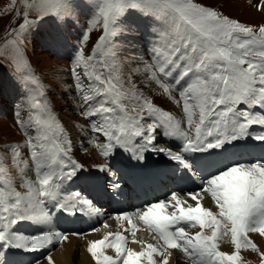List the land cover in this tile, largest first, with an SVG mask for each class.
<instances>
[{
    "label": "snow or ice",
    "instance_id": "obj_1",
    "mask_svg": "<svg viewBox=\"0 0 264 264\" xmlns=\"http://www.w3.org/2000/svg\"><path fill=\"white\" fill-rule=\"evenodd\" d=\"M20 2L22 8L14 11L17 0L6 6L16 26L0 39V67L9 68L21 89L12 115L23 137L0 145V264H14L8 257L16 254L30 256L29 264H55L56 246L98 231L53 227V211L101 213L81 191L64 192L86 169L71 155V134L26 53L34 27L54 24L46 42L55 44L61 26L87 13L66 89L85 122L75 127L104 158L123 150L142 161L152 151L175 162L181 175L173 179L193 184L192 175L198 179L194 191H170L133 212L115 213L120 231L86 239L93 264H170L176 251L186 264H246L242 250L264 264V248L254 239H264V154L236 158L241 147L264 149V23L241 22L200 0ZM247 2L264 15V0ZM94 31L99 35L86 54ZM138 77L182 114L155 104ZM158 135L178 142L179 151L157 147ZM98 170L112 174L107 163ZM108 187L118 191L120 184L113 179ZM206 198L214 207L203 205ZM23 223L37 230L26 234L19 228ZM141 223L156 243L135 239ZM225 237L234 246L231 253L219 250ZM130 243L140 244V250Z\"/></svg>",
    "mask_w": 264,
    "mask_h": 264
},
{
    "label": "rangeland",
    "instance_id": "obj_2",
    "mask_svg": "<svg viewBox=\"0 0 264 264\" xmlns=\"http://www.w3.org/2000/svg\"><path fill=\"white\" fill-rule=\"evenodd\" d=\"M200 2L211 5L215 8H219L225 14L230 15L233 18H237L241 22L248 24H259L264 23V15L257 12L254 8L248 6L247 0H200ZM235 4V5H234ZM11 5V0H0V39L3 38L5 31L9 27H15L16 25L11 24V21L15 19L14 15L6 11V6ZM16 8H22L20 0H17V4L13 6V11ZM86 11V10H85ZM90 13L81 14L78 16V21H71L61 26V39L59 42L53 44L46 42V38L50 33L55 30V25L51 22L42 23L38 27H34L32 35L26 43V53L29 61L31 62L32 68L35 70L36 74L44 82L47 91L48 98L50 102L54 105V111L56 112L58 119L63 123V125L69 129L74 127L73 123H85L83 118L80 117L76 112V103L73 100V94L70 91H66L70 82L71 76L69 75V70L71 68V59L74 55L75 46L77 45L78 38L87 25ZM146 32L147 29H142ZM99 33L93 32L91 34V39L85 46L86 54L91 47V44L95 41ZM60 50L68 52V56H63ZM142 50V49H141ZM6 63V62H5ZM142 79V78H141ZM139 86L143 89L140 84ZM147 95L152 93L150 90L145 92ZM150 96V95H149ZM164 101L153 98V102L160 106L162 109L169 111L170 113L180 116L181 110L176 107L171 101H169L165 96L159 95ZM21 97V89L12 78L8 67H0V145L6 144L9 141H22L23 137L19 130L14 126L12 109L13 105L19 101ZM152 97V96H151ZM69 123V124H66ZM160 140L158 141V146H167L169 141L162 136H157ZM78 145L75 144V149L71 155L81 164L85 166V169L91 173H104L98 170L99 166L107 163L111 157L104 158L99 154V150L94 144H89L84 137H79ZM162 143V144H161ZM87 148V157L83 155L82 150ZM116 152H121L118 150ZM115 152V153H116ZM91 154V157L90 155ZM144 157L146 159H158L156 153L152 151L145 152ZM160 155V154H158ZM79 157V158H78ZM136 160L130 159V168L132 172L138 170V165ZM163 161H158L157 163H162ZM110 164H113V159H110ZM123 164V163H122ZM111 165L108 167L112 170ZM124 165V164H123ZM165 164L156 165L148 170L152 175H155L160 168H166ZM87 171H83L81 175L85 174ZM115 173V171H114ZM30 178L35 179L34 173L29 174ZM95 176H89L87 182H84L87 186L91 187V178ZM120 181V180H119ZM122 184V183H120ZM82 194H84L82 192ZM192 201V200H191ZM103 229L106 227L103 226ZM199 229H192V232L198 231ZM143 235L142 232H140ZM258 238V239H257ZM256 242L264 248V239H260L258 236L254 235ZM262 240V241H261ZM220 251L226 253H231L234 250V246L231 245L230 240L225 237L222 242H220ZM183 254V253H182ZM245 254V255H244ZM184 255V254H183ZM242 257L246 264H259V258L255 253L249 250H242ZM250 258V259H249ZM248 259V260H247ZM255 260V261H254Z\"/></svg>",
    "mask_w": 264,
    "mask_h": 264
},
{
    "label": "bare ground",
    "instance_id": "obj_3",
    "mask_svg": "<svg viewBox=\"0 0 264 264\" xmlns=\"http://www.w3.org/2000/svg\"><path fill=\"white\" fill-rule=\"evenodd\" d=\"M140 80H141V78L138 77L137 78L138 83L140 82ZM139 84L142 87L144 86L142 83H139ZM144 91L148 92L149 89L145 88ZM149 95L152 96V99L156 98L158 100L164 101L160 98L159 95H156L153 93H150ZM66 124H69V123H66ZM77 124H81V123L75 122V123H73L74 127L73 128L70 127L68 129L70 134H71V138L73 140V145H74L73 150L75 149V144L78 145L77 143L80 141L79 137H83V135L80 133L79 129L77 127H75V125H77ZM161 139H163V137ZM159 140L160 139L157 138V141H156L157 147H160V146H158ZM166 142H167V146H164L165 148H171L173 151H179V148L175 147V144L173 143V141L169 140ZM79 148H80V146H79ZM85 149L82 150V153H84L83 155H85L87 157L88 152H90V150L89 151H87V150L90 148H87L86 150ZM89 155L91 157V154H89ZM156 157L158 159H147V160H155V162H158L159 160L165 161L168 159L163 154H160V155L157 154ZM123 159H124V161H123L124 165L123 164L119 165L121 167V174L123 175V177H126L128 175H132L133 172L130 168V159L127 158L125 155H124ZM165 165L167 166V164H165ZM153 166H154V164H147L146 170H148V168H152ZM164 170H166V168H160L157 172H155L158 174L153 175V177L158 176L159 173L163 172ZM137 171L142 172L143 169L138 167ZM91 182H92L91 187L87 186L85 183H81L80 187H81V189L89 190L92 193V195H94L95 193L98 192V189H99L97 178L96 177L91 178ZM65 188H67L69 191L75 192L74 182L70 183V184H66L64 186V191H65ZM69 191H66V194L70 193ZM89 196L90 195H88V197ZM188 202L193 204V206L195 205V202H192L191 200H189ZM202 203L205 207H214L210 198L204 199L202 201ZM125 212H130V211L126 210ZM105 213L110 214L108 211H105ZM91 220H93V219H91ZM105 223L108 225V227L103 229L102 227L104 226ZM120 223L121 222H118L114 219V215H113V216L106 218L104 223H98V224L94 223V228L98 229V231L87 236L85 239H78L75 236H70L69 242L61 243L58 246H56L55 249L53 250L52 255L54 257L55 264H93V261L91 260L90 255L86 252V239H100L108 232L120 231L121 230L119 227ZM75 225H76V220L74 217L66 216V215L61 214L59 212L53 211V227L54 228H59V227H68L69 228V227H75ZM125 226L127 227V225H125ZM138 227H139V229H143L144 236L142 238L136 237L135 238L136 240L144 241V242H148V243H156V240L153 238V234H149V232L145 229V227L142 225V223L139 224ZM19 228L26 234H30L32 231L37 230L36 226L28 224V223L21 224V226H19ZM85 233H87V232H85ZM129 241H131V240H129ZM262 242H264V241H262ZM129 246L132 247L133 249L137 250V251H139L140 247H141V245L138 243H130ZM108 251L111 252V250H108ZM10 257L12 259L16 258V256H9L8 258H10ZM30 259H31V257L26 259V261L22 262L21 264H29ZM253 263H255V262H253ZM170 264H186V257L182 253H180L179 251H176L174 256L170 259Z\"/></svg>",
    "mask_w": 264,
    "mask_h": 264
}]
</instances>
